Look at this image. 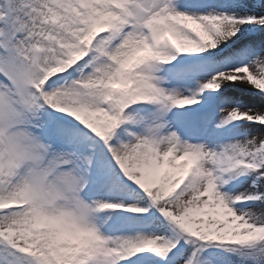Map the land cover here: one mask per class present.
Here are the masks:
<instances>
[{"label":"snow or ice","instance_id":"snow-or-ice-1","mask_svg":"<svg viewBox=\"0 0 264 264\" xmlns=\"http://www.w3.org/2000/svg\"><path fill=\"white\" fill-rule=\"evenodd\" d=\"M220 7L0 0V264H264V4Z\"/></svg>","mask_w":264,"mask_h":264},{"label":"bare ground","instance_id":"bare-ground-1","mask_svg":"<svg viewBox=\"0 0 264 264\" xmlns=\"http://www.w3.org/2000/svg\"><path fill=\"white\" fill-rule=\"evenodd\" d=\"M232 4H234V3H232ZM232 4H230V5H232ZM211 6H213V5H211ZM218 10L224 11L225 9L222 8V9H218ZM227 10L234 11V9H231L230 7H227ZM242 31H243V29H242ZM229 83H231V82H229ZM239 88H242V87L237 85V86H233V87L229 88V90H228L231 95H229L226 98H228L231 102H233V104L238 105L241 108H247L243 102H249V105L251 107H255L258 104L264 102V100H262L263 95L260 94L259 92H257V93L252 92V94H251V93L245 91V89L253 90V91L255 89H248L247 87H244L242 89H239ZM221 90H223V89H221ZM236 98L239 100H237Z\"/></svg>","mask_w":264,"mask_h":264},{"label":"rangeland","instance_id":"rangeland-1","mask_svg":"<svg viewBox=\"0 0 264 264\" xmlns=\"http://www.w3.org/2000/svg\"><path fill=\"white\" fill-rule=\"evenodd\" d=\"M218 1H222L221 2V5L222 6H225V5H227V4H229V3H232V2H234L235 3V1H238V2H240V0H218ZM263 0H259V2L261 3V4H264L263 2H262ZM244 2H247V3H254L255 2V0H244ZM220 3V2H219ZM223 8V7H222ZM242 88H244L243 86H241ZM138 233L137 232H132L131 233V235L130 236H135V235H137ZM182 243H183V241H182ZM140 255L139 254H136V255H134V256H132L131 258H129V259H126L127 261H126V264H133V263H130V261H132V262H134V261H136V260H138L137 259V257H139ZM141 261V260H140ZM139 264H152V261H147V263H142V262H139Z\"/></svg>","mask_w":264,"mask_h":264}]
</instances>
